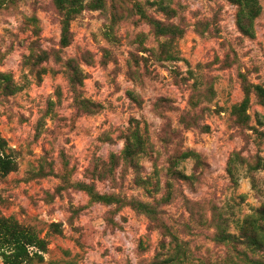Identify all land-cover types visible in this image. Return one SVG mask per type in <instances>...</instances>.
<instances>
[{
  "label": "rangeland",
  "instance_id": "obj_1",
  "mask_svg": "<svg viewBox=\"0 0 264 264\" xmlns=\"http://www.w3.org/2000/svg\"><path fill=\"white\" fill-rule=\"evenodd\" d=\"M257 3L0 0V216L37 233L28 264H264Z\"/></svg>",
  "mask_w": 264,
  "mask_h": 264
},
{
  "label": "trees",
  "instance_id": "obj_2",
  "mask_svg": "<svg viewBox=\"0 0 264 264\" xmlns=\"http://www.w3.org/2000/svg\"><path fill=\"white\" fill-rule=\"evenodd\" d=\"M241 13L245 17L246 11L252 19L259 13L257 0H238ZM16 167L15 163L0 152V172H10ZM264 211V207L262 208ZM257 234V231H255ZM41 244L37 233L32 227L21 224L13 218L0 216V252L5 259V264H28L32 260L29 246L34 243ZM38 255V254H37Z\"/></svg>",
  "mask_w": 264,
  "mask_h": 264
}]
</instances>
